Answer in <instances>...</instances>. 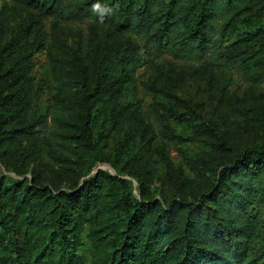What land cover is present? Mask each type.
I'll return each mask as SVG.
<instances>
[{
	"label": "trees",
	"instance_id": "16d2710c",
	"mask_svg": "<svg viewBox=\"0 0 264 264\" xmlns=\"http://www.w3.org/2000/svg\"><path fill=\"white\" fill-rule=\"evenodd\" d=\"M10 1L19 18L0 22V160L23 177H0V264H264V0H102L113 9L102 24L93 0ZM46 19L50 39L34 31ZM41 50L54 89L44 108ZM140 57L144 107L120 102L125 66ZM187 78L207 98L194 101ZM111 133L115 157L137 145L123 172L139 197L121 175L87 177L110 160Z\"/></svg>",
	"mask_w": 264,
	"mask_h": 264
},
{
	"label": "rangeland",
	"instance_id": "374dc122",
	"mask_svg": "<svg viewBox=\"0 0 264 264\" xmlns=\"http://www.w3.org/2000/svg\"><path fill=\"white\" fill-rule=\"evenodd\" d=\"M167 1V0H166ZM13 3L10 0H0V22L2 18L7 19L10 21V23H14V19H18L19 15L17 12H13L14 9L12 8ZM28 14L26 13V20L28 21ZM26 21V22H27ZM31 22L33 20H30ZM29 21L27 22V24ZM34 25V31L37 34H40L44 38L50 39L51 36L55 34V24L53 20H42V21H33ZM82 28L84 32V25L82 23H78L75 26V29ZM73 37V36H72ZM69 39L68 43H72V39H75L73 37ZM34 60V68H33V75L36 78V86L38 88V91L41 92L39 102L37 101V104L39 105L40 108H44L48 101H50L54 89L51 84V79L49 77V67H48V58L47 55L44 51H39L34 54L33 56ZM179 65L181 63H178ZM146 65L144 64L143 59L140 57L136 60H132L128 65L125 66L126 72L128 71V77L129 81L126 85L125 91L122 94L120 98L121 103H126V102H137L141 105V107H144L147 102L150 101V93L147 92L141 85V81L145 79L148 76V71L145 69ZM182 87H184L185 91L189 93L194 101L201 99V98H207V95L205 93V88L204 84L200 83L197 79L195 78H187L185 81L182 83ZM118 139L115 133H111L110 139H107L108 146L106 147V152L109 153V158L110 160H99L96 161L91 169L89 174L87 175L90 176L93 173H95L98 170H104L107 171L111 174L114 175H121L122 177H125L129 180L130 186L132 189V192L134 193L135 196L139 197V182L137 181L136 178L131 177L129 175H125V172L123 170L128 169L130 167V164H124L123 163V158L126 157H132L138 152L137 145H133L131 148H128L126 152H124L122 155H119L118 157H115L112 152V147L115 146V141ZM150 155L151 159L146 162V170L151 168L150 174H154L155 172H160L161 165L159 161V156L158 153H156L155 150H150ZM176 152L175 151H169V156L173 160L174 163L176 164H181V160L176 157ZM136 160L133 161L135 163ZM142 164V163H141ZM136 167V166H135ZM27 176H29V173H26ZM5 176V177H10V178H22L23 176L15 174L14 171L10 170L3 162L0 160V177ZM148 185L151 190H154L155 196H157L156 193V188L158 187V182L155 180H149ZM0 238H3L4 240L7 237V233L5 229L0 226ZM87 249V246H82L80 248V252L85 251ZM85 256L89 259V253L86 251ZM75 261V258H74ZM84 264H89V263H84Z\"/></svg>",
	"mask_w": 264,
	"mask_h": 264
},
{
	"label": "clouds",
	"instance_id": "9594fccd",
	"mask_svg": "<svg viewBox=\"0 0 264 264\" xmlns=\"http://www.w3.org/2000/svg\"><path fill=\"white\" fill-rule=\"evenodd\" d=\"M89 11L94 15L95 20L102 24L113 9L109 4L103 3L102 0H93L89 6Z\"/></svg>",
	"mask_w": 264,
	"mask_h": 264
}]
</instances>
